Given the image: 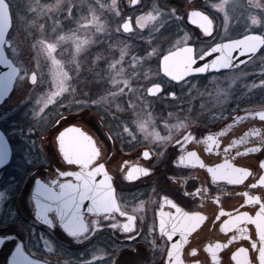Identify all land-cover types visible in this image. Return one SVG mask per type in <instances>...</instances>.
<instances>
[{
    "label": "flooded vegetation",
    "instance_id": "obj_1",
    "mask_svg": "<svg viewBox=\"0 0 264 264\" xmlns=\"http://www.w3.org/2000/svg\"><path fill=\"white\" fill-rule=\"evenodd\" d=\"M76 1L108 16L114 41L136 36L131 61L160 47L148 80L147 72L127 74L146 80L134 106L156 114L161 136L148 143L133 132L128 101L122 111L110 103L117 117L101 118L93 104L106 88L96 77L77 94L92 101L93 114L79 104L70 116L61 92L60 109L52 101L45 118H4L2 106L26 78L20 44L29 31L7 0L4 47L20 73L0 104L11 148L0 167V264L25 256L41 264H264V97L227 80L264 55V45L240 67L186 74L218 44L264 37L259 8H244L246 0ZM28 80L37 84V73ZM229 83L236 88L228 92ZM152 85L161 87L156 94Z\"/></svg>",
    "mask_w": 264,
    "mask_h": 264
},
{
    "label": "rangeland",
    "instance_id": "obj_2",
    "mask_svg": "<svg viewBox=\"0 0 264 264\" xmlns=\"http://www.w3.org/2000/svg\"><path fill=\"white\" fill-rule=\"evenodd\" d=\"M10 1L14 7L16 25L25 26L24 29L29 30L28 36L23 37L20 44L24 53L19 60V66L27 74L16 87V95L2 106L1 114L4 118L16 115L26 119L45 118L48 114L45 110L49 109L52 101L56 102L52 108L55 111L60 109L61 97L58 95L61 92L62 101L70 116H76L79 104L87 106L85 113L93 114L90 109L92 101L79 99L77 94L79 85L83 90L85 83L91 84L96 77L98 83L107 84L104 89L106 92L96 96L93 104L94 108H98L101 118L108 115L117 117V113L114 114L109 111L110 107L107 108L110 103L116 105V111H122L123 103L128 101L131 110L127 118L133 132H141L144 141L148 143L160 138L161 133L155 122L156 114L144 107L134 106L135 98L146 80L132 79L127 74L147 72L145 78L148 80L154 71L152 62L159 53V46L149 47L140 62L131 61L138 52L132 41L136 36L128 40L117 38L114 41L117 32L107 26L108 16L98 13L91 5L82 8L76 0ZM17 5H20L19 10L16 9ZM253 6L259 8V26L262 30L264 0H246L244 8L253 9ZM246 16L245 12L244 22ZM146 39L155 38L148 35ZM31 71L38 75V82L32 87L28 80ZM227 80H232L233 83L240 80L243 94L254 92L262 95L260 99L264 97V55L235 76L227 77ZM230 84L226 86L228 92L230 88H236ZM53 94L57 96L53 98ZM57 114L60 115L57 112L51 119L55 120Z\"/></svg>",
    "mask_w": 264,
    "mask_h": 264
},
{
    "label": "water",
    "instance_id": "obj_3",
    "mask_svg": "<svg viewBox=\"0 0 264 264\" xmlns=\"http://www.w3.org/2000/svg\"><path fill=\"white\" fill-rule=\"evenodd\" d=\"M12 25V17L7 0H0V104L12 92L16 79L20 73V68L7 56L5 43L7 42V34ZM8 45V42H7ZM264 45V37L259 34H249L240 39L229 40L218 44L209 50L201 58L192 62L193 69L188 71L193 73L218 72L237 68L245 64L254 57ZM183 49V48H182ZM178 50L166 56L173 57ZM31 82H36L35 73L31 76ZM159 88V89H158ZM160 86L152 85L149 88L150 94H156L160 90ZM0 145H3V157H0V167L4 166L10 159L11 148L6 136L0 131ZM3 239L0 238V246ZM21 255L22 252L20 253ZM18 255V254H17ZM16 255V256H17ZM26 260L21 264H41L31 260L25 256ZM13 258V257H12Z\"/></svg>",
    "mask_w": 264,
    "mask_h": 264
},
{
    "label": "trees",
    "instance_id": "obj_4",
    "mask_svg": "<svg viewBox=\"0 0 264 264\" xmlns=\"http://www.w3.org/2000/svg\"><path fill=\"white\" fill-rule=\"evenodd\" d=\"M105 86H107V85L104 82H102V83H99V86L98 87L100 89H103V87L106 88Z\"/></svg>",
    "mask_w": 264,
    "mask_h": 264
}]
</instances>
